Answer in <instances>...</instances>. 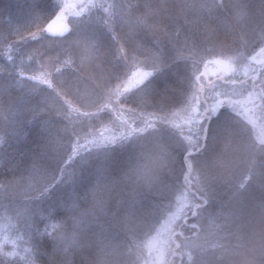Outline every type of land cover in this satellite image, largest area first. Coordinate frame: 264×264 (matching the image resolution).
<instances>
[{
  "label": "snow or ice",
  "instance_id": "obj_1",
  "mask_svg": "<svg viewBox=\"0 0 264 264\" xmlns=\"http://www.w3.org/2000/svg\"><path fill=\"white\" fill-rule=\"evenodd\" d=\"M0 61V264H264V0H29Z\"/></svg>",
  "mask_w": 264,
  "mask_h": 264
},
{
  "label": "trees",
  "instance_id": "obj_2",
  "mask_svg": "<svg viewBox=\"0 0 264 264\" xmlns=\"http://www.w3.org/2000/svg\"><path fill=\"white\" fill-rule=\"evenodd\" d=\"M56 2V0H53ZM135 3L136 0H131ZM29 0H0V30L8 26L10 22L15 23L17 20H22ZM45 44L47 41L44 42ZM33 47H41V45H33ZM2 63V61H0ZM3 166V162L0 161V167ZM25 239H27L25 237ZM23 245V242H20ZM8 250H11V246H8ZM258 259V258H257Z\"/></svg>",
  "mask_w": 264,
  "mask_h": 264
},
{
  "label": "rangeland",
  "instance_id": "obj_3",
  "mask_svg": "<svg viewBox=\"0 0 264 264\" xmlns=\"http://www.w3.org/2000/svg\"><path fill=\"white\" fill-rule=\"evenodd\" d=\"M212 69H210V71H211Z\"/></svg>",
  "mask_w": 264,
  "mask_h": 264
}]
</instances>
